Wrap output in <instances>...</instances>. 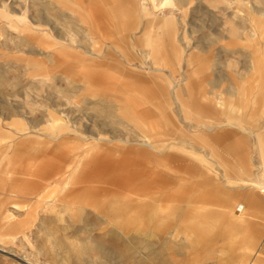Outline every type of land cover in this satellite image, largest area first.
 <instances>
[{
	"label": "rangeland",
	"instance_id": "rangeland-1",
	"mask_svg": "<svg viewBox=\"0 0 264 264\" xmlns=\"http://www.w3.org/2000/svg\"><path fill=\"white\" fill-rule=\"evenodd\" d=\"M83 1L0 0V264H264V0Z\"/></svg>",
	"mask_w": 264,
	"mask_h": 264
},
{
	"label": "crops",
	"instance_id": "crops-1",
	"mask_svg": "<svg viewBox=\"0 0 264 264\" xmlns=\"http://www.w3.org/2000/svg\"><path fill=\"white\" fill-rule=\"evenodd\" d=\"M85 1H86V4H88L89 1L88 0H85ZM107 1L110 2V5H111V3H118V4L127 3L126 2L127 0H107ZM76 2H79L81 4L84 3L83 0H76ZM91 2H93V1H91ZM124 13H126L125 10H124ZM152 14H154V12ZM115 15H116V9L113 5H111L109 8H106V9H101L99 7H96L94 13L90 16V22L93 21V24L90 28L91 31H95L96 34H99L98 32L102 33V32L107 30L109 32L108 35L115 34L118 30L117 25H116ZM93 16H94V18H91ZM154 16L159 18L158 14L153 15V18H154ZM157 29L159 31L158 27H157ZM167 29L169 30V34H171V35L174 34V31H173V33H172V31H170V29H172L171 27H170V29L169 28H167ZM158 39H159L158 35L156 36L154 34H149V35H147L146 39L144 40L146 42L145 45H147L149 47L151 52H155L156 56L159 55V50H160V47L158 46V43H159ZM206 123H208V122H206ZM211 126H210V128H209V126L208 127L205 126V128H207L208 130L209 129L212 130L213 128ZM235 126H237V125H235ZM8 146H10V145L8 144ZM78 164H79V162L75 166H77ZM255 256H257V255H254L253 257H255ZM251 262L252 261L250 260L248 262V264H251Z\"/></svg>",
	"mask_w": 264,
	"mask_h": 264
},
{
	"label": "bare ground",
	"instance_id": "bare-ground-1",
	"mask_svg": "<svg viewBox=\"0 0 264 264\" xmlns=\"http://www.w3.org/2000/svg\"><path fill=\"white\" fill-rule=\"evenodd\" d=\"M160 5V4H159ZM159 5L158 6H154V8H156L157 10L156 11H158L159 10ZM170 23L169 22H166L165 23V25L168 27V25H169ZM205 129H207V128H205ZM208 130V129H207ZM210 130V129H209ZM60 246V245H59ZM97 249H98V247H97Z\"/></svg>",
	"mask_w": 264,
	"mask_h": 264
}]
</instances>
